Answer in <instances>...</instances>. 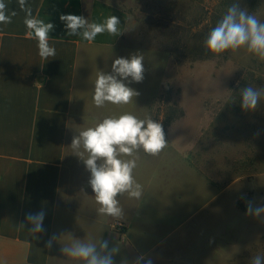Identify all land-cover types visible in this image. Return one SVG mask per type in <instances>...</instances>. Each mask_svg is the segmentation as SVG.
<instances>
[{"label": "rangeland", "instance_id": "rangeland-1", "mask_svg": "<svg viewBox=\"0 0 264 264\" xmlns=\"http://www.w3.org/2000/svg\"><path fill=\"white\" fill-rule=\"evenodd\" d=\"M111 1L129 17L121 46L143 56L149 70V87L119 113L146 118L154 82L153 116L170 122L159 154H135L141 197L125 193L119 200L132 243L146 258L173 264H251L264 257V213L248 212L250 204L264 205V96L256 109L245 110L240 95L246 86L264 88V60L246 48L208 59L182 48L172 27L197 23L204 29L222 0ZM236 3L264 22V0L253 11L244 0ZM193 147L204 149L200 161L209 158L208 181L187 151ZM116 222L123 224H112L120 232ZM121 247L118 264L138 258Z\"/></svg>", "mask_w": 264, "mask_h": 264}, {"label": "crops", "instance_id": "crops-1", "mask_svg": "<svg viewBox=\"0 0 264 264\" xmlns=\"http://www.w3.org/2000/svg\"><path fill=\"white\" fill-rule=\"evenodd\" d=\"M5 3L8 14H16L11 23L0 24V264H85L62 252L78 242L95 244L101 255L111 252L114 264L119 263L123 244L138 255L130 264H173L167 259L146 258L132 243L124 218L99 212L89 184L91 174L84 163L87 154L77 155L81 150L71 147L80 131L106 117L120 116L122 108L133 107L139 92L149 87V70L144 65L141 82L125 81L138 93L131 102H106L97 107L93 100L98 73H110L118 57L138 54L121 46L128 30V14L111 0H27L34 16L55 25L49 44L55 47L56 57L44 61L38 55L37 41L27 35L25 12L17 0ZM68 14L96 23L114 15L120 20L119 34L105 32L94 41L69 36L60 20ZM154 107L153 82L146 117L155 121ZM156 122L169 138L162 116ZM187 151L196 156L208 181L212 165L209 158L205 163L200 161L204 149ZM124 194L118 195V201ZM41 211L43 231L31 232L33 225L26 217ZM116 220L123 224L120 232L112 226ZM103 241L108 242L104 250L100 248ZM150 249L148 252L155 247Z\"/></svg>", "mask_w": 264, "mask_h": 264}, {"label": "clouds", "instance_id": "clouds-1", "mask_svg": "<svg viewBox=\"0 0 264 264\" xmlns=\"http://www.w3.org/2000/svg\"><path fill=\"white\" fill-rule=\"evenodd\" d=\"M20 9L25 12L24 25L27 35L37 41L38 55L44 61L56 57V49L49 44V33L54 29L53 23L33 15L27 0H17ZM5 0H0V24L11 23L12 16L7 12ZM69 36L80 35L86 41H94L98 35L105 32L116 36L119 34L120 20L111 15L102 23L89 22L82 16L61 15ZM204 47L213 54L225 51H236L240 48L264 60V22L239 3H232L223 17L209 31ZM144 78L143 56L131 55L128 58L118 57L111 65V72L100 71L94 85L93 100L97 107L106 102L120 105L128 104L138 93L125 81L139 83ZM241 107L254 110L264 96V88L246 86L240 90ZM167 142L161 125L151 117L137 118L130 113L118 117H106L94 127L79 132L71 142L73 150H81L77 155L84 156V163L90 172L89 184L100 205L99 212L120 219L123 210L119 206L118 195L127 193L130 197L140 198L141 186L136 183L133 170L136 167L135 154L143 151L149 155L159 154ZM122 157H129L124 159ZM98 161L100 163H98ZM248 212L254 215L264 213V205L248 207ZM26 219L33 225L31 232L43 231L44 213H29ZM47 246H51L49 241ZM102 250L108 248V242L100 245ZM115 251V249H113ZM69 258L82 260L85 264H114L111 252L101 255L92 243L78 242L62 249ZM251 264H264V257L252 258Z\"/></svg>", "mask_w": 264, "mask_h": 264}, {"label": "trees", "instance_id": "trees-1", "mask_svg": "<svg viewBox=\"0 0 264 264\" xmlns=\"http://www.w3.org/2000/svg\"><path fill=\"white\" fill-rule=\"evenodd\" d=\"M236 1L237 0H222L219 3L221 12L218 11L216 13L217 15L212 17L210 24L204 29H200L197 23H191V24L187 23L184 26L174 25L172 27L173 29H176L177 34L181 35V39L183 40L181 46L184 50H187V55H191L192 57L195 58H205V59L212 57V53L205 49L204 41L209 31L217 24V22L225 14L222 11L226 12L227 8ZM244 1L248 3L249 9L251 11L256 9L257 0H244ZM169 123L170 122L166 121V124L164 125L168 126Z\"/></svg>", "mask_w": 264, "mask_h": 264}, {"label": "built area", "instance_id": "built-area-1", "mask_svg": "<svg viewBox=\"0 0 264 264\" xmlns=\"http://www.w3.org/2000/svg\"><path fill=\"white\" fill-rule=\"evenodd\" d=\"M115 225H118V229L122 227V225L119 222H116Z\"/></svg>", "mask_w": 264, "mask_h": 264}]
</instances>
